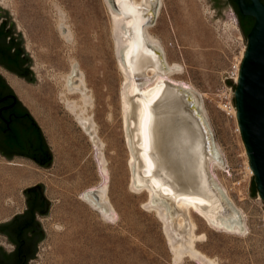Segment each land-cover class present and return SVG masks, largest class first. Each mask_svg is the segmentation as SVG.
<instances>
[{"label":"rangeland","instance_id":"374dc122","mask_svg":"<svg viewBox=\"0 0 264 264\" xmlns=\"http://www.w3.org/2000/svg\"><path fill=\"white\" fill-rule=\"evenodd\" d=\"M160 1L149 31L162 44L168 62L183 67L174 77L191 85L204 106L224 163L216 173L247 228L245 234L219 230L192 214L195 234L204 235L195 247L216 264H264V201L258 192L252 195L254 175L249 173L236 110L229 114L222 106L226 95L235 108L236 88L230 82H236L233 72L241 68L248 39L233 9H227L224 19L212 20L207 0ZM0 6L12 14L34 59L40 84L21 82L16 90L42 127L53 155L49 169L0 155V224L22 214L27 208L24 191L43 183L46 198L54 204L48 218L39 217L48 237L38 248L41 261L35 259L33 264H202L189 257L175 262L162 221L144 208L146 191L130 188L121 110L123 77L105 0H0ZM60 21L69 40L59 28ZM72 61L83 70L93 96L88 114L96 123L99 148L63 99L79 100L78 95L66 94L63 86ZM131 121L135 123L134 118ZM101 159L104 175L98 164ZM101 184L107 186L114 221H105L81 197L86 191L95 196ZM208 193L185 187L175 190L178 197L216 205L215 193Z\"/></svg>","mask_w":264,"mask_h":264},{"label":"bare ground","instance_id":"6f19581e","mask_svg":"<svg viewBox=\"0 0 264 264\" xmlns=\"http://www.w3.org/2000/svg\"><path fill=\"white\" fill-rule=\"evenodd\" d=\"M105 2L110 11L115 53L118 67L123 77L120 90L121 110L125 139L129 149L128 164L131 168L134 162L138 166V161L135 160L134 144H132V140L130 141L127 131L128 115L135 112L137 119L135 123L129 120V128L135 127V133L132 132L133 141H137L135 147L140 148L138 154L142 161V166L137 170L135 169L136 171L131 174L130 188L137 193L146 191L147 200L144 208L154 211L162 221L166 238L175 254V262L180 261L184 257H189L202 264H216L195 247L196 240L203 238L204 235L195 234L196 224L192 220V214L198 215L207 225L219 230L245 234L247 228L242 223L243 219L240 210L216 173L217 167H222L224 163L220 150L213 140L212 131L204 113V106L196 90L191 85L174 77L183 70V67L168 62L162 44L149 31L150 25L155 21L161 1L115 0L117 5L116 13L108 5L107 0ZM153 14V22H149L150 15ZM63 23L59 22V28L64 37L69 40L67 27ZM121 49H125V66L119 58ZM70 66V71L64 76L63 86L66 89V94L78 95L79 100L63 98L65 105L70 113L75 116L79 126L87 134L92 144L99 148L96 123L93 116L88 114L89 108L93 104V96L88 89L84 72L78 63L72 61ZM239 72L240 69L237 72L236 81L239 78ZM137 81L139 84H137ZM166 81L186 88L189 94L188 97L194 103L195 110H200L198 115L201 119L200 122L204 125V130L202 129V133L198 132L194 136L187 135L188 140L186 142L190 145V148L185 152L182 151V155L186 158L188 166L192 165V168H194L198 179L196 188L205 195L209 194L208 192L212 187L215 188L214 193L218 198V202L214 206L202 199L199 200V198L176 196L174 189L165 180L168 179L173 182L174 175H170L166 169V163L159 149L158 136L160 129L167 126L172 121V117L181 120L183 115L180 104L181 92L177 88L165 90ZM126 91L127 95L125 94ZM135 93H140L141 95L138 99L134 98L133 102L136 103L134 108L128 98ZM155 103H157L156 106H154ZM234 114L238 122L237 111ZM238 127L241 133L239 122ZM205 131L207 134H205ZM98 164L104 175L106 172L105 160L101 159ZM249 169V173L254 175L250 162ZM207 171L211 177H209ZM173 183L176 185L175 182ZM95 194L98 196L86 191L81 197L105 221H114L116 218L115 210L109 204L107 186L101 184L95 190ZM223 201L231 204L233 207L231 213L223 211L221 205ZM173 209L175 210L174 212H172Z\"/></svg>","mask_w":264,"mask_h":264},{"label":"water","instance_id":"95a60500","mask_svg":"<svg viewBox=\"0 0 264 264\" xmlns=\"http://www.w3.org/2000/svg\"><path fill=\"white\" fill-rule=\"evenodd\" d=\"M108 5L115 12V0H107ZM213 14L212 20L224 19L227 9H234L238 14L248 39L247 49L241 63L239 78L235 82V108L241 135L246 147L250 166L254 172L258 194L264 201V0H207ZM154 14L149 22H153ZM125 49L120 50L119 58L124 63ZM34 59L25 49V39L22 31L18 33V26L8 9L0 6V66L19 76L25 81L38 86L35 71L32 69ZM138 80V79H137ZM177 88L181 92L180 104L182 119L172 117V121L160 129L158 136L159 149L166 163L170 175H174L173 182L165 179L174 191L181 187L197 189L198 179L192 165L186 163L182 155L190 148L186 142L188 134L202 133L204 127L200 122V110H195L194 103L188 97L186 88L173 82L166 81V88ZM127 95V91L125 92ZM135 93L128 98L134 108V98L140 96ZM157 103L154 104L156 106ZM185 110L188 113H185ZM137 121L135 112L128 115V135L134 144V157L138 166L133 164L131 174L141 168L142 161L133 141L135 127L129 128V120ZM204 130V129H203ZM204 132V131H203ZM205 134L207 132L205 131ZM0 154L12 161L15 156H25L37 162L45 169L51 168L53 155L28 109L21 103L14 90L0 74ZM136 169V170H135ZM209 177L210 173L207 171ZM136 188V187H135ZM211 190L214 192L215 188ZM199 191V190H198ZM46 186L42 183L24 191L28 210L19 214L12 221L0 224V234L8 236V243L16 246V251L7 253L0 246V264H29L31 259L41 261L36 256L38 245L48 236L42 223L37 221L36 213L48 218L54 202L46 196ZM200 192V191H199ZM201 193V192H200ZM223 211L231 213L233 207L229 202H222ZM175 210L173 209L172 212Z\"/></svg>","mask_w":264,"mask_h":264},{"label":"flooded vegetation","instance_id":"af4514ba","mask_svg":"<svg viewBox=\"0 0 264 264\" xmlns=\"http://www.w3.org/2000/svg\"><path fill=\"white\" fill-rule=\"evenodd\" d=\"M233 11L236 13V11L233 9ZM237 14V13H236ZM237 17H238V25H239V27H240V29L243 31L244 30V28H243V26H242V23H241V21H240V18H239V16H238V14H237ZM18 33H20V32H18ZM27 51V50H26ZM32 69L34 70V68H33V66H32ZM3 72H5L6 74H8L9 76H12L13 78H15L17 81H22V82H27V81H25L24 79H22V78H20L19 76H17V75H15V74H13V73H11V72H9L8 70H6L5 68H3V67H1L0 66V74L3 76V77H5V75H4V73ZM6 78V77H5ZM6 80H7V78H6ZM7 83H8V81H7ZM27 83H29V82H27ZM9 84V83H8ZM30 84V83H29ZM10 85V84H9ZM10 87H11V85H10ZM12 88V87H11ZM13 89V88H12ZM14 90V89H13ZM14 92H15V90H14ZM15 94H16V96L18 97V95H17V93L15 92ZM18 99H19V97H18ZM19 101L21 102V100L19 99ZM40 126V125H39ZM41 128V127H40ZM41 130H42V128H41ZM42 134H43V136H44V138H45V140H46V142H47V139H46V136H45V134H44V132H43V130H42ZM47 144H48V142H47ZM50 149V148H49ZM51 151V150H50ZM1 155V154H0ZM2 156V155H1ZM4 158H6L5 156H3ZM14 159H25V160H30V161H32V162H34V160H32L31 158H28V157H25V156H15L14 158H13V160ZM34 163H37V162H34ZM38 164V163H37ZM28 207V206H27ZM15 217V216H14ZM13 217V218H14ZM39 217H41V215L39 214V213H36V219H37V221H39L40 222V218ZM13 218L11 219V220H9V221H7V222H10V221H12L13 220ZM6 223V222H5ZM0 238H2L3 239V241H1L0 242V246L7 252V253H13V252H15L16 251V246L14 245V244H10V243H8V236L7 235H2V234H0ZM44 241V240H43ZM42 241V242H43ZM41 242V243H42ZM40 243V244H41ZM40 244L38 245V248H39V246H40ZM36 256H37V254H36ZM35 261V259H31L30 261H29V264H33V262Z\"/></svg>","mask_w":264,"mask_h":264},{"label":"built area","instance_id":"2783aa9c","mask_svg":"<svg viewBox=\"0 0 264 264\" xmlns=\"http://www.w3.org/2000/svg\"><path fill=\"white\" fill-rule=\"evenodd\" d=\"M236 75H237V73H236V68H235V70H234V72H233V77L235 78V80H236ZM223 102H222V106H223V108L230 114L233 110H236V108H234L233 107V104L231 103V101H230V99H229V97L228 96H224V98H223Z\"/></svg>","mask_w":264,"mask_h":264},{"label":"crops","instance_id":"0c3cea01","mask_svg":"<svg viewBox=\"0 0 264 264\" xmlns=\"http://www.w3.org/2000/svg\"><path fill=\"white\" fill-rule=\"evenodd\" d=\"M5 75V74H4ZM9 76V75H8ZM6 76L8 83L11 85V87L15 90V92L17 93L16 87L18 88V85L21 84L22 81H17L15 78H13L12 76ZM15 83V85L13 84ZM20 86V85H19ZM18 95V93H17ZM19 97V96H18ZM19 99L21 100V102L23 103V105L28 109V111L30 112L28 106L22 101V99L19 97ZM31 113V112H30ZM32 114V113H31ZM33 115V114H32ZM34 117V116H33ZM35 118V117H34ZM36 120V119H35ZM37 121V120H36ZM38 123V122H37ZM39 124V123H38ZM40 125V124H39ZM41 127V126H40ZM42 128V127H41ZM43 130V129H42Z\"/></svg>","mask_w":264,"mask_h":264},{"label":"trees","instance_id":"16d2710c","mask_svg":"<svg viewBox=\"0 0 264 264\" xmlns=\"http://www.w3.org/2000/svg\"><path fill=\"white\" fill-rule=\"evenodd\" d=\"M243 32V34L246 36V33H245V31L243 30L242 31ZM247 37V36H246ZM230 86L231 87H233V88H236V85L235 84H233L232 82H230ZM22 103V102H21ZM30 113V112H29ZM31 114V113H30ZM31 116L33 117V115L31 114ZM33 119L35 120V118L33 117ZM36 121V120H35ZM36 123H37V121H36ZM37 125L39 126V124L37 123ZM40 127V126H39ZM49 146V145H48ZM252 195H256L257 194V192H258V190H257V186H256V183H255V177L253 178V180H252ZM33 188V187H32ZM26 210H28V207L26 208ZM25 210V211H26ZM25 211L22 213V214H24L25 213ZM19 215V214H18ZM17 216V215H16Z\"/></svg>","mask_w":264,"mask_h":264}]
</instances>
